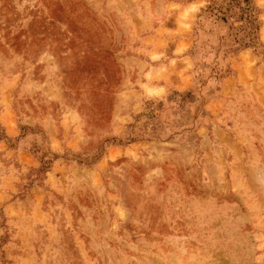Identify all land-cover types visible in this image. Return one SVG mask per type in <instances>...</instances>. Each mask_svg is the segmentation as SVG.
<instances>
[{
  "label": "rangeland",
  "instance_id": "rangeland-1",
  "mask_svg": "<svg viewBox=\"0 0 264 264\" xmlns=\"http://www.w3.org/2000/svg\"><path fill=\"white\" fill-rule=\"evenodd\" d=\"M0 264H264V0H0Z\"/></svg>",
  "mask_w": 264,
  "mask_h": 264
}]
</instances>
